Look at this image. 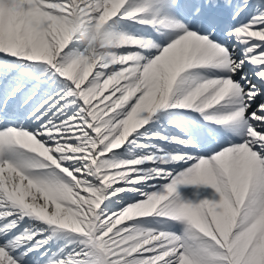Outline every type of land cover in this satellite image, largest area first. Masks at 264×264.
Wrapping results in <instances>:
<instances>
[{"label":"snow or ice","instance_id":"snow-or-ice-1","mask_svg":"<svg viewBox=\"0 0 264 264\" xmlns=\"http://www.w3.org/2000/svg\"><path fill=\"white\" fill-rule=\"evenodd\" d=\"M0 264H264V0H0Z\"/></svg>","mask_w":264,"mask_h":264},{"label":"bare ground","instance_id":"bare-ground-1","mask_svg":"<svg viewBox=\"0 0 264 264\" xmlns=\"http://www.w3.org/2000/svg\"><path fill=\"white\" fill-rule=\"evenodd\" d=\"M191 190H192L191 188H184V187H181L179 189V191L181 193L190 192ZM200 191L203 192V193H206L207 194V198H212V194L214 193V189H211L210 186H201L200 187Z\"/></svg>","mask_w":264,"mask_h":264}]
</instances>
